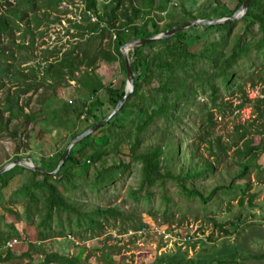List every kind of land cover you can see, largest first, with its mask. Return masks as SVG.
I'll return each mask as SVG.
<instances>
[{"label":"trees","instance_id":"obj_1","mask_svg":"<svg viewBox=\"0 0 264 264\" xmlns=\"http://www.w3.org/2000/svg\"><path fill=\"white\" fill-rule=\"evenodd\" d=\"M1 2L5 11H0V88L2 78L7 77L13 82L19 81L23 76L15 68L14 55L27 46L28 49L34 46L35 30L29 25L30 20L37 24L36 27L41 24L39 13L44 9L45 15L50 12V20H47L51 25L59 23L60 17L51 18V15L61 13L60 6L64 0ZM171 2L172 0H107L105 4H100L99 0H83L79 19L69 20L74 31L72 36L77 41L70 43L67 48L63 46L50 51V56H55L56 59L44 68L40 82L30 84L26 81L22 84L21 81L19 90L6 94L0 106V129L7 130L13 121L22 120L26 127L32 125L36 131V127H39L38 113H25L26 107L20 104L19 98L30 93L32 87L36 91L37 87L44 88L46 84L52 90L50 94L58 97V89L75 82L80 88L77 90L80 98L71 111L73 119H69L65 127L68 134L64 148L56 152V159L54 154L50 155L48 172H53L71 141L109 116L105 113V107L116 108L125 95V82L121 88L113 89L104 85L97 77L95 72L100 63L118 64L120 71L126 75L120 48L127 43L153 38L196 20H212L214 16L219 19L231 17L245 0H238L233 10L227 9L221 0H210L211 5L198 16L182 7V15L186 20L170 22L160 29L155 16L160 19L165 16ZM24 22L28 25L23 29V37L18 43L14 34L21 30ZM190 29L198 32L190 34L183 31L129 52L134 92L105 126L71 149L56 175L43 176L15 167L0 176V204L11 201H8L6 192H11L10 195L17 192L16 196L25 202L22 214L7 209L11 218L23 222L24 231L20 234L14 224L3 225L5 230H0V264L24 258L28 259L25 264H84L73 255L46 253L40 249L41 243L57 237L67 239L68 236L81 241L93 239L104 232L105 225L110 226V221L124 220L123 211L99 206L86 210L81 202L68 196L70 191L78 189V173L88 169L87 162L94 169L92 180L87 183L90 193L113 187L112 184L121 178L120 174L130 169V163L139 164L141 184L137 190L129 189L128 197L134 203L144 202L145 205H150L155 198L154 190H160V200L165 204L164 222L170 223L168 218L174 217L170 213V198L166 190L168 182L175 183L185 199H196L202 204L203 211L209 210L212 218L208 221L215 228L222 230L227 225L233 228L237 222L242 221L239 214L235 216V221L220 223L212 209L215 207L214 203L222 205L225 200L228 211L230 200H238V207L242 208L247 192L251 189L249 175L253 170L257 171V179L262 178L264 182V169L257 164L264 155V0H250L247 13L239 21ZM26 35L30 36L27 46ZM4 39L7 40L5 45L2 44ZM31 74L35 75L32 68ZM248 83L252 88L259 83L262 85L261 95L255 100H249L246 95ZM81 90L85 93H81ZM236 95L242 101L233 108L229 98ZM247 104L253 105L257 117L249 124L236 126L231 142L223 143L222 137L216 136L213 131L217 124L214 114H232ZM5 113L8 116L4 120ZM97 113L102 117L98 118ZM83 116L85 122L81 123ZM91 119L94 123L90 124L88 121ZM124 121L129 122L123 124ZM185 121L194 128L193 141L187 144L191 149V156L186 164L180 165L179 173L176 174L166 163L170 158L177 157L181 149L180 144L172 141L171 129ZM160 123L163 124L162 127L159 126ZM158 131H163L158 142L144 146V137L152 136ZM12 135L15 137L17 134L14 132ZM254 137H260L258 144L254 142ZM202 143L206 145L205 151L214 162L199 160V147ZM125 147L127 155L123 152ZM168 153L171 154L170 157ZM112 156L119 157L117 164L101 170L95 167ZM124 157L128 158L127 162ZM231 157L236 171L229 184L217 186L203 195L196 185L214 177L224 159ZM16 159L22 160L19 157ZM42 169L46 171L45 168ZM236 179L243 180L244 184L236 185ZM17 182V188L13 189ZM254 199L255 196L249 195L248 205L251 208L254 207ZM142 227L144 226L134 225L132 228L138 230ZM32 231L35 233L36 243L29 244V248L41 253L43 259L39 263H33L30 250L17 256L12 249L4 248L7 242L23 241ZM225 234H230L229 230H225ZM105 258L112 264L109 255ZM256 260H264V255L256 257ZM155 264H193V261L166 255L157 258ZM218 264L224 262L218 260Z\"/></svg>","mask_w":264,"mask_h":264},{"label":"rangeland","instance_id":"obj_2","mask_svg":"<svg viewBox=\"0 0 264 264\" xmlns=\"http://www.w3.org/2000/svg\"><path fill=\"white\" fill-rule=\"evenodd\" d=\"M1 1L0 11H5ZM237 1L221 0L229 10L234 9ZM10 2L12 3L13 0H10ZM82 2L83 0H64L60 6L61 13H51V18L55 16L60 17V21L57 24H50L48 21L50 20V12L47 13L48 15H45L44 9L39 13L42 19L41 24L37 27V24L29 19V25L33 28V31L35 30L34 46L28 49L29 46L27 45L30 42V36L26 35L25 46L27 48L22 49L17 55H14L16 57L15 68L24 77L22 76L19 81L13 82L9 81L7 77L2 78L0 106L3 104L8 92L20 89L21 81H23L22 84L26 81L30 84L40 82L39 79L42 76L44 68L48 67L56 59L55 56H50V51H53L54 48L60 49L63 46L67 48L70 43L73 44L77 41L72 36L74 31L71 29L69 20L79 19L78 16L83 8ZM99 2L100 4H105L107 0H99ZM210 5V0H172L165 16H162L160 19L156 13L154 15H156L155 18L158 21L159 28L162 29L170 22L186 20L182 15V7L193 11L195 16H198ZM212 20H219V18L214 16ZM27 25V22L22 23L21 30L15 32L14 35L18 39V43L21 41L20 38L23 37V29ZM186 31L190 32V34L198 32V30L193 29ZM6 42L7 40L4 39L2 44L5 45ZM11 50H13V47H11ZM8 61L12 62L11 59ZM31 68L35 71L34 76L31 74ZM95 73L104 85L113 89H119L122 87L123 82H125L124 90L126 89V75L120 71L118 64L100 63ZM47 85L44 88L37 87L36 91H34L35 87H32L33 90L30 93L22 95L19 98L20 104L26 107L25 113H38L39 118L37 121L39 127H36V131L32 125L26 127L22 120L13 121L9 124L7 130L0 129V171L19 157L22 160H30L35 166L45 168L48 172L50 170V155L54 154V159H56V152L64 148L68 134L65 127H67L69 119H73L71 111L80 98L77 92L80 88L75 82H70L66 87L61 88V90L58 89V97H54L50 94L52 90ZM261 90L262 85L260 83L254 88L248 83L245 88L249 100H255L259 97ZM81 93L84 94L85 92L81 90ZM238 97L239 95L229 98L232 100L233 108L242 101L241 97ZM227 98L226 96L225 100ZM114 109L112 106H107L104 110L106 114L110 115ZM7 116L5 113L3 116L4 120ZM97 116L98 118L102 117L99 113H97ZM256 117V110L251 104H247L240 110L236 109L232 114L229 112L225 115L214 114L217 124L213 131L216 136L222 137L223 143L231 142L235 135L234 128L249 124ZM84 118L85 116L82 117L81 123L85 122ZM101 121L99 120V122ZM88 122L91 124L94 123V120L91 119ZM128 122L124 121L123 124ZM159 126L162 127L163 124L160 123ZM38 128L41 131H39L40 129L37 131ZM193 130V125L186 121L171 129L172 141L180 144L179 148L181 149L177 157L174 159L170 158L166 163L176 174L179 173L180 165L186 164V161L191 156V149L187 147V144L193 141L191 140L194 135ZM14 132L17 134L15 137L12 135ZM161 133L163 131H158L152 136L144 137V146L153 145L158 142L159 138H161ZM259 141L260 137H254L256 144ZM205 150L206 145L202 143L199 147L202 160H199L214 162V159ZM123 152L127 155L126 147ZM168 156L170 157L171 154L168 153ZM231 159L232 157L224 159L222 167L218 168L215 175L216 177L220 175L218 178L214 176L208 181H202L201 185H196L203 195L217 186H227L229 184L236 171V166L232 163ZM124 160L127 162L128 158L124 157ZM118 161L119 157H108L95 167L101 170L103 167L106 168L117 164ZM87 164L88 169L78 173L76 181L78 189L70 191L68 196L81 202L86 210L99 206L105 209L110 208L123 211L124 220L110 221V226L105 225L104 232L99 237L93 239L81 241L78 238H74L75 242L63 237L48 239L41 243L40 249L42 251L66 256L73 255L80 258L84 264H109L108 259L105 258L106 255H109L112 259V264H155L157 258L166 255H174L180 260L184 259V261L191 260L193 264H218V260H221L224 264H231L233 262L235 264H264V260H256V257L264 255V182L262 178L260 180L257 179L256 170H253L249 175L251 189L247 192L242 208L238 207V200H230V211L227 210V200L222 205L214 203L215 207L213 206L212 210L216 212L220 223L235 221V216L239 214L242 217V221L237 222L233 228H229L227 225L223 226L222 230H220L208 221L212 218L209 210L203 211L202 204L198 200H187L181 196L176 184L173 182L166 184V190L170 198V213L174 216L173 218H168L171 221L170 223L163 221L165 204L163 200H160V190H154L155 198L150 205H145L144 202L134 203L128 197L129 189H139L142 178L141 166L136 163H130V169L122 175L120 174L121 178L112 184L113 187L90 193L87 183L92 180L91 177L94 169L91 163L87 162ZM257 164L264 169V155L259 158ZM23 177L24 175L21 178L23 179ZM235 183L236 185H242L244 181L236 179ZM18 184L19 182H17L13 189L17 188ZM10 194L11 192H6L5 195L8 201H11L9 203L5 202L2 205L0 204V221H2L0 222V230H5V227H3L5 224H14L21 234L24 231L23 222L11 218L7 209L22 214L25 202L20 201L21 199L16 196L17 192L12 195ZM249 195L255 196L253 208L248 205ZM134 225L138 227L139 225L145 226L144 228L147 230L146 234L143 237H126L125 234L128 231L136 230L132 228ZM158 225L162 226V228H174L183 234L192 236L193 240L181 246L164 243L160 240L159 236L154 234V228ZM225 230H229L230 234H225ZM33 243H36V236L32 231L26 239L18 241V244L12 250L17 256H20L23 253L29 252V244ZM30 256L33 263H39L43 259L41 253L34 250H30ZM27 262L28 259L24 258L12 260L4 264H25Z\"/></svg>","mask_w":264,"mask_h":264},{"label":"water","instance_id":"obj_3","mask_svg":"<svg viewBox=\"0 0 264 264\" xmlns=\"http://www.w3.org/2000/svg\"><path fill=\"white\" fill-rule=\"evenodd\" d=\"M249 4H250V0H245V2L242 4V6L231 17L222 18L219 20H196L194 22L175 27L170 31L158 34L157 36H155L153 38L132 41L130 43H127L123 47H121L120 51L123 55V58L125 61V68H126V89H125V95L118 102L114 111L109 116H107L104 120H102L98 124L92 126L88 130H86L85 132H83L82 134L77 136L73 141H71V143L67 147L66 152H65L64 156L62 157L61 161L59 162L55 171L47 172V171L43 170L42 168L35 166L30 160H15V161L9 163L8 165H6L5 167H3L1 169L0 176L4 173L10 171L11 169H13L15 167L25 168L27 170H31V171L38 173L40 175H43V176L52 177V176L56 175L59 172V170L61 169V167L63 166V164L65 163L68 155L70 154L71 149L76 144H78L80 141H82L86 137L94 134L100 128L105 126L115 116V114L118 113V111L122 108V106L125 104V102L128 100V98L134 92V76H133V72H132L131 61L129 59V52L130 51H132L136 48H139L145 44H149L152 42H159L161 40L171 38L172 36L176 35L177 33L186 31V30L193 28V27H196V26H214V25H221V24L236 22L238 20H241L245 16V14L248 11Z\"/></svg>","mask_w":264,"mask_h":264},{"label":"built area","instance_id":"obj_4","mask_svg":"<svg viewBox=\"0 0 264 264\" xmlns=\"http://www.w3.org/2000/svg\"><path fill=\"white\" fill-rule=\"evenodd\" d=\"M145 227V226H144ZM139 228L138 230H130L125 235L126 237H143L146 234V228ZM151 229V228H150ZM151 232H153L151 230ZM154 234L159 236L160 240L164 243H169L172 245L181 246L182 244L189 243L193 240L192 236L188 234H183L178 230L170 229V228H162V226H156L154 228ZM67 239L75 242V239L71 236H68ZM18 244L17 240L7 242L4 248L13 249Z\"/></svg>","mask_w":264,"mask_h":264}]
</instances>
